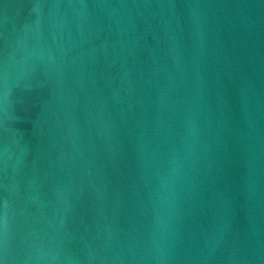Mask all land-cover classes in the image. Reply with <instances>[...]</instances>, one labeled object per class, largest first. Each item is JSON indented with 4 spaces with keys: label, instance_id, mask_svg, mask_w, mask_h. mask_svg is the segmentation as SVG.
<instances>
[{
    "label": "water",
    "instance_id": "water-1",
    "mask_svg": "<svg viewBox=\"0 0 264 264\" xmlns=\"http://www.w3.org/2000/svg\"><path fill=\"white\" fill-rule=\"evenodd\" d=\"M0 264H264V0H0Z\"/></svg>",
    "mask_w": 264,
    "mask_h": 264
}]
</instances>
